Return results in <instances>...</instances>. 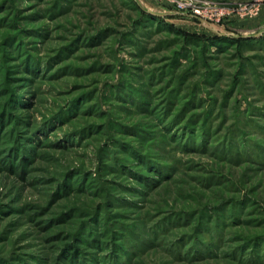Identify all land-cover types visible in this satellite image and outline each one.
<instances>
[{"label":"rangeland","instance_id":"rangeland-1","mask_svg":"<svg viewBox=\"0 0 264 264\" xmlns=\"http://www.w3.org/2000/svg\"><path fill=\"white\" fill-rule=\"evenodd\" d=\"M0 264H264V0H0Z\"/></svg>","mask_w":264,"mask_h":264}]
</instances>
